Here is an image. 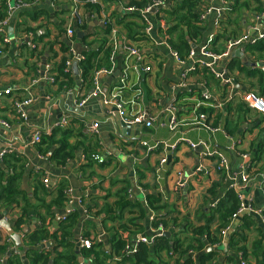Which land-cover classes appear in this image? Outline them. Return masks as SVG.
<instances>
[{"label": "crops", "instance_id": "crops-1", "mask_svg": "<svg viewBox=\"0 0 264 264\" xmlns=\"http://www.w3.org/2000/svg\"><path fill=\"white\" fill-rule=\"evenodd\" d=\"M9 1L11 2V0ZM13 1L15 2V0ZM131 1L133 0H103L99 17L94 14L93 21L91 20L88 23V28L101 27L94 23H97L98 20L100 22L104 17L110 19L114 12H125L128 6H132ZM134 1L139 2L140 0ZM180 1L182 0H168L167 6L171 2L179 3ZM229 1L231 2V0ZM147 2L149 4L151 0ZM68 13L69 9L66 6L53 8L47 3L34 5L27 10L15 11L6 29L8 44L4 46L3 55L0 56V90L9 91L11 95L3 94L0 98V121L8 124V128L0 125V151L7 145H11L16 153L20 149L23 152L22 157L27 160L28 166L24 174L22 187L30 191L35 176L38 175L41 182L42 177H44L41 173L44 172L48 174L47 177L50 180V191H52L59 178L64 177L72 189L78 190L83 187L88 190L89 195L93 196L108 193L107 202L112 203L115 193L123 186L121 182L127 180L129 187L132 183L134 184L135 195L143 199L145 195L152 194L160 199L162 209L157 212L162 215L164 221L168 222L171 219H176L178 222H188L194 226H207L213 232L218 225V215L213 212V209L218 201L224 197L225 192L231 188L226 174L216 171L217 161L214 158L205 157V152L206 150L221 152L228 159L229 167L233 172L237 171L238 166L242 164L240 154L247 152L250 154L251 163L252 158L256 161L252 163L253 168L250 170L248 182L240 184L237 192L243 197L246 204L250 203L256 209H264V115H257L251 110L242 122L237 123V114L232 111L229 112L227 107L231 103L234 107L239 101L234 99L225 103L227 94L224 87L210 76L205 79L201 73L202 71L191 75L184 89L176 90L173 86L178 82L179 75L186 66H178L162 49L156 51V57L160 59V62L155 60L150 62L151 72L149 74L139 72V75L131 73L130 81L140 85L144 92V106L156 113L163 122L167 123L169 121L171 113L177 117L178 121L182 122V126L177 131L170 132L167 128L157 125L143 129L129 127L119 122L114 123L110 120L100 119L97 135L88 133L86 127L83 126V130L87 134V137H84L85 139L78 137L69 139L71 145L81 141L83 146H80L75 159L68 161L65 168L53 167L47 160H39L34 149L29 148L33 128L38 129L41 133H49L64 116V113L63 104L61 106V91L55 85H46L37 80L39 75L37 76L36 69L46 62H53L54 59L57 60V65L60 63L62 58L60 45L56 44L55 41L61 40L60 31L63 32L70 23ZM158 17H156L153 36L161 40L164 31L159 23L163 21L165 24L163 19L165 15L162 14ZM251 22L252 16H249L247 10L241 13L235 28L237 35L247 31L252 25ZM139 24L142 26L141 23ZM211 24L212 20L208 18L206 28L202 31V38L199 42H203L210 32H215ZM261 26L264 28V22L261 23ZM166 28L167 25L165 24ZM40 31L45 32L42 35L45 36L42 42H38V38L41 37L38 36ZM122 34L127 38L125 32H122ZM138 34L135 35L137 40H129L146 50V52L149 49V52H152L153 47H150L151 45L148 42L141 41ZM191 45L194 46L195 44L192 42ZM234 57L244 63L246 67L242 73H239L237 69L231 71L229 68L230 73L237 82L235 89L241 93L253 91L261 95L257 76L252 78L247 77L246 74L247 69L264 71V59L255 61L254 57L247 53L242 56L235 53ZM121 60L122 54L119 52L117 63L119 64ZM261 61H263V65L259 66ZM115 82L114 80L111 86ZM204 82L205 84L201 85ZM105 83L104 79L103 85ZM205 90L212 97L215 106L221 103L224 104L223 107L212 109L213 111L205 108L206 114L211 117L210 123L212 126L219 128L221 131L208 132L197 125L191 124L195 99ZM15 97L22 99L35 98L34 103L26 110L29 125L21 124L19 119H16L17 117L12 113L11 104ZM101 111H103L101 101L98 99L91 100L85 109L86 120H84V123L86 122L87 126L90 125L92 118L100 115ZM78 128L79 125L73 123L71 119L66 129L76 130ZM226 130H229L230 133ZM222 131L231 136L234 142L233 145ZM141 142H145L151 147L156 146V149L148 152L145 147L141 146ZM199 142H204L206 148L192 149L188 145V143L197 144ZM96 143L98 144L95 151L97 156L102 157L106 153L112 155L109 157L112 160L110 167L98 170L94 166L97 176L89 182L95 184L100 190L87 188L89 183L81 182L83 179H81L82 174L79 170L80 165L86 164L85 158L81 155L82 148H86L87 151L92 150ZM162 158H165L166 162L159 168V162ZM37 164L40 166H37ZM62 170L66 171L67 175L52 173L53 171L59 172ZM88 173L89 171L86 174ZM115 181L117 182L115 183ZM72 185H75V188ZM131 189L133 188L131 187ZM90 204L92 203L90 202ZM97 204L101 207L103 201L98 200ZM66 209L54 211V218L44 224L38 219H32L23 225L19 232H16L14 228L19 211L14 207H9L0 209V223L4 222L9 226L12 230L11 236H19L21 246L26 252L29 246L24 245L22 236L27 239L32 232L41 229H47L50 233L56 232L59 219ZM254 222L256 226L245 231L249 253L247 260L244 261L245 264H256L255 258L250 253L251 244L258 239L259 232L264 238L263 222L259 218L254 219ZM149 224V220L147 222L146 220L143 221L142 235H149L152 231ZM236 224L237 220L233 222L230 228L232 231L235 229ZM0 228L7 233L3 226ZM80 228L85 232H89L82 225ZM223 244L224 240L217 250L215 264H231L226 262L225 257L232 254L235 263L238 264V258L234 252L229 251L228 243L225 245V252L222 251ZM51 246L43 240L31 248L45 252L49 251ZM15 247L17 253L22 255L23 253L18 250L16 245ZM23 264H27V262L24 261Z\"/></svg>", "mask_w": 264, "mask_h": 264}, {"label": "trees", "instance_id": "trees-1", "mask_svg": "<svg viewBox=\"0 0 264 264\" xmlns=\"http://www.w3.org/2000/svg\"><path fill=\"white\" fill-rule=\"evenodd\" d=\"M148 0H140L139 2L131 1L130 4L136 8H144ZM231 10L221 22L220 30L214 36L212 43V51L219 53L221 45L227 37L238 36L235 28L241 13L250 9V3L255 7L252 10H261V0H231ZM250 2V3H249ZM199 0H182L179 3L171 2L168 6L162 7L158 12L165 15L163 18L167 28L165 34L170 37V45L175 49L181 57H186L190 51L191 43L199 44L202 38V31L206 28V23L199 21L198 13ZM86 12L91 16L96 14L99 17L101 7L99 5H85ZM8 0H0V20L7 17ZM232 16V19H231ZM139 16L133 13H117L108 19L106 27L96 26L88 28L89 25L76 29L82 30L85 36L77 39V34L73 36L72 41L75 42L77 51L81 53L82 59L77 63L79 79L81 80V88L86 90L91 87V82L96 71L100 69H110V55L112 48L110 46L109 37L113 27L119 28V31L125 32L127 39L137 40L136 34L141 31L142 26L139 24ZM62 31H60L61 34ZM121 32V33H122ZM229 34V35H228ZM140 33L138 34V36ZM135 36V38H134ZM45 36L38 38V42H42ZM60 45V53L62 55L69 51L68 45L60 40L55 41ZM86 47V49H84ZM245 53L254 57L255 61L264 59V41H260L253 46H246ZM116 62V56H114ZM66 57L61 58L57 65L58 76L61 83L58 89L70 87L74 85L73 73L66 70ZM117 65V62H116ZM229 68L231 71L236 70L242 73L246 67L236 57L230 61ZM247 77L255 78L260 85L259 93L264 94V71L258 69H247ZM206 79L205 71L201 72ZM192 75V74H191ZM211 78H213L210 75ZM263 84V85H262ZM233 103L228 105V111L237 114V123L244 120L247 113L251 110L242 103H237L234 107ZM206 112V109H201ZM72 122L79 125L76 130L54 129L49 135L42 133L40 141L33 146L35 153L39 156L47 157V162L53 167L65 168L68 161L75 159L80 146L83 143L77 142L74 145L69 143L71 137L83 138L87 137L83 130V121L74 117ZM230 133L229 130H226ZM98 144L92 150L87 151L82 148V156L86 160L85 165H80L81 182H88L87 188L99 189L95 184H90V180L97 176L94 166L98 170H104L110 167L111 161L109 157L101 164H97L93 160L96 155L95 151ZM253 161L256 159L252 158ZM27 160L22 156H5L0 164V209L14 207L19 211V216L15 224L14 230L19 232L21 227L32 219H38L41 223H45L54 218V211L62 210L66 207L68 196L66 190L70 188L68 181L60 177L53 186L52 191H47L40 182V177L35 176L31 190L28 191L22 187L24 174L27 169ZM87 171H89L88 174ZM117 181H115L116 183ZM113 183V184H115ZM123 185L114 196L112 203L107 202L108 193L103 195H89V202L92 208L89 214L99 218L102 228L108 235L107 242L109 254L105 252L102 242H96L92 239V245L88 249H78L74 242V231L80 221V212L78 207L59 221L58 229L54 233H50L47 229H41L32 232L28 238H23L24 245H28V250L22 255L19 253H10L6 246L0 247V255L4 256L0 264H79L78 258H82L87 264H213L217 253L215 251L203 252L207 244L221 243V232L228 228L232 223V216L236 214L239 207L237 193L233 190H227L223 198H221L213 212L218 215V225L211 232L207 226H194L188 222H178L176 219L156 222L151 221L149 227L157 228L158 224H162L166 231L172 233L170 238L163 236L157 237L155 246L149 248L140 244L138 251L133 257H126L125 250L132 245V240L137 234L143 233V221L147 222V215L162 209L161 201L152 194L145 195L144 198L133 195V199H128L129 182L122 181ZM85 191L80 187L78 194ZM98 200H102L103 204L99 207ZM264 217V212H263ZM157 218V217H156ZM109 223V224H108ZM108 224V227L107 225ZM88 231L95 230V224L91 221H85L82 225ZM256 223L251 215L244 214L241 216L239 223L235 225V229L228 237V249L230 252L242 254V261L247 260L249 255L247 251V237L245 231L254 228ZM177 230V231H176ZM86 238L90 236L89 232H85ZM90 239V238H88ZM50 241L52 246L49 251L34 250L31 247L38 245L41 241ZM201 253L197 260L187 257L188 251ZM77 252V253H76ZM250 253L255 258L256 264H264V238L259 232L258 239L251 244ZM232 255H226V262L236 264Z\"/></svg>", "mask_w": 264, "mask_h": 264}, {"label": "built area", "instance_id": "built-area-1", "mask_svg": "<svg viewBox=\"0 0 264 264\" xmlns=\"http://www.w3.org/2000/svg\"><path fill=\"white\" fill-rule=\"evenodd\" d=\"M103 0H15L12 3L8 0V10L7 17L4 20H0V56L3 55V49L6 44H8V35H7V27L12 14L15 11L27 10L28 8L47 3L49 6L56 8L58 6H66L69 9V19L70 23L61 33V40L64 41L69 48V51L64 54L66 61V72L71 71V66L73 62L77 63L82 59L81 53H79L75 47V42L72 41L73 36L77 34V32L82 30H76L88 25V23L93 19V16L86 12L84 7L85 5H99L101 6ZM112 1V0H111ZM168 2V0H151V3L144 8H136L135 6H128L125 10L126 13H133L139 16V21L142 24V28L140 31V35L138 36L141 41L148 42L150 47H153V51L146 52V50L138 47L134 44V42L128 40L116 27H113L111 30V34L109 37V44L112 48L110 55V69H100L95 72L94 77L91 82V87L89 89L81 88V80L78 78V88L76 89L75 77L74 85L70 87H63L60 92L61 94V106L63 104V113L64 116L57 122L52 130L54 129H65L67 128L69 121L74 117H77L83 121L84 127H86L88 133L92 135H97L98 128L100 125V119H104V121L110 120L111 122H119L124 126L129 127H140V128H152L154 126H159L162 128H167L170 132H175L177 129L182 126V122L177 120V117L171 113L169 121L163 122V120L154 113L151 109H147L144 106V92L138 83H134L130 81V74L134 73L139 75V72H143L149 74L151 72L150 62L151 60H155L160 62V59L156 57L157 49L164 50L170 57L173 59L178 66H186L179 75L178 82L173 86L176 90L184 89L187 85L189 77L195 75L199 71H205L207 75H211L215 81H218L226 90L227 98L226 102H231L234 99L238 100L240 103L247 106L250 110H252L257 115H264V96L259 95L253 91H245L244 93L238 92L235 89L236 80L235 77L229 71V64L231 59L234 57V54L243 55L245 53L246 46H253L260 41H264V28L261 26V23L264 22V0L261 2V10L255 12L252 15V25L251 27L242 33L241 35L235 37H226L223 45L221 47V51L216 53L212 51V43L214 40V36L220 30L221 22L225 19L226 15L231 10V3L229 0H199L198 4V13H199V21L201 23L207 22L208 18H211L212 29L215 32H210L208 36L205 37L203 42L190 47V51L186 55V57H181L178 52L173 49L169 43L170 37L165 34V24L164 22H160L159 26L163 29L164 34L163 38L156 39L153 36V32L156 27V17L161 16L162 14L158 11L164 7L163 4ZM155 17V19H154ZM158 19H160L158 17ZM93 21V20H92ZM108 22L107 18H103L100 22L97 23L101 27H106ZM45 32L40 31L38 36L44 35ZM199 45V46H198ZM198 46V47H197ZM197 47V48H196ZM34 48V46H32ZM75 49V50H74ZM86 49V47L84 48ZM121 52L122 60L120 63L116 65L117 55ZM64 55L61 54V57ZM114 56H116V62L114 60ZM57 60L54 59L53 62H46L43 65H39V68L36 69L38 79L42 83L50 86H57L61 83V78L58 76L57 72ZM263 65V61L259 63V66ZM118 69V75L115 77V84L113 86H109L106 90V93L103 94V80L113 74L115 70ZM78 71V70H77ZM79 76V72H78ZM40 77V78H39ZM36 80V79H35ZM201 83V85H204ZM3 94L11 95L9 91H1L0 90V98ZM98 99L101 101L102 109L100 115L92 118L91 124L86 125L84 120H86L85 112L82 114H76L74 110L84 109L87 104L93 100ZM35 101L34 97L29 98H18L15 97L12 100V113L19 119L21 124L29 125L27 121L26 110L30 107ZM224 104H213L212 97L208 94V91L205 90L197 96L195 99V103L193 105V117L192 123L193 125H197L200 128L208 131V132H218L221 131L219 128H215L210 123L211 117L206 114V112H201V109L208 108L211 111L212 109H217L223 107ZM71 117V118H70ZM0 125L8 128V124L4 121H0ZM223 132V131H222ZM41 132L38 129L33 128L32 139L29 144V148L33 149V146L40 141ZM47 135L50 134L46 133ZM225 137L229 139L231 145L234 144L231 136L227 133L223 132ZM190 148L196 149L199 147L206 148L204 142H199L197 144L188 143ZM141 146L145 147L148 152H152L156 149V146H149L145 142H141ZM233 148V147H232ZM201 149V148H200ZM23 152L18 150V153L14 151L11 145H7L4 149L0 151V164L5 156L14 155V156H22ZM36 154V153H35ZM37 155V154H36ZM109 153L105 154V156H93V160L96 161L97 164H101L105 161V158L111 157ZM205 157L214 158L217 161L216 171L224 172L229 180V185L231 190L237 193V199L239 201V207L236 214L232 216V223L228 228L221 232L222 241H226L228 243V237L232 231L230 228L237 217L242 213L246 212V214L251 215L253 219L259 218L263 222L264 227V217L263 212L264 209H256L250 203H245L243 197L237 192L240 184H245L248 182L252 163L250 154L245 152L240 154L242 158V164L238 166L237 171H231L228 163V159L221 153L217 151H208L205 152ZM39 160H47V157L37 155ZM166 162L165 158H162L159 162V168ZM40 169L39 167H34ZM43 170V169H42ZM44 177L41 179V183L47 191H50V180L47 177V173L42 172ZM79 193L78 190L68 188L66 190V194L68 196V202L65 208H67L63 214V216L59 219L62 221L66 218L67 215L74 208L78 207V211L80 212V221L78 224L83 225L85 221H91L95 224V230L89 231L90 236L86 238L85 231L81 228L79 229L77 242L79 244L78 249H88L92 245V239L96 242H102L105 247V253L109 254V247L107 238L108 235L105 230L102 228L100 224L99 218L92 216L88 213L87 210L92 208V204L89 202V193L88 190ZM134 190L130 188L128 191V199L131 201L133 199ZM19 213V212H18ZM18 215V214H17ZM157 217V218H156ZM149 222L155 220L156 222H160L163 220L162 215L158 212H153L147 218ZM164 221V220H163ZM1 227V226H0ZM81 227V226H80ZM166 232L165 228L162 224H158L157 228L152 229L149 235L137 234L136 237L132 240V245L128 246L125 250L126 257H133L137 251L138 246L140 244L146 245L149 248H153L155 246V240L157 237L162 236V233ZM23 239V236H22ZM221 243L215 244H207L204 248L206 252L207 249L211 251H215L221 247ZM50 245L52 244L51 240L46 241ZM0 244L2 247L6 246V249L10 253H17L16 247L13 242V238L11 234L8 232H4L0 228ZM203 251V252H204ZM227 251V248H226ZM201 253H197L195 251H188L187 257L192 258V260H197L198 256ZM238 258V264H245L242 261V254L240 252L235 253ZM236 258V259H237ZM4 256L0 255V260L3 261ZM82 259V258H80ZM216 260V258H215ZM215 260L212 262L215 264ZM86 262L82 259V262L79 264H85ZM116 263L115 261H110L109 264Z\"/></svg>", "mask_w": 264, "mask_h": 264}, {"label": "water", "instance_id": "water-1", "mask_svg": "<svg viewBox=\"0 0 264 264\" xmlns=\"http://www.w3.org/2000/svg\"><path fill=\"white\" fill-rule=\"evenodd\" d=\"M167 3L168 2H165L164 4H163V6H166L167 5ZM77 39H82L84 36H85V33L84 32H81V31H79V32H77ZM76 47V46H75ZM76 49H77V47H76ZM78 52H79V49H78ZM71 70H72V73H73V75H74V77H75V83H76V89L78 88V84H79V82H78V71H77V65H76V62H73V64H72V66H71ZM118 75V69L117 70H115L114 72H113V74L111 75V76H109V77H107L106 78V83L104 84V88H103V94H105L106 93V90L109 88V86L112 84V82L114 81V79H115V77ZM85 109H86V107L84 108V109H80V110H74V112L76 113V114H82L83 112H85ZM34 163V162H33ZM37 166H40L39 164H37ZM53 174H59V175H67V172L66 171H59V172H57V171H53L52 172ZM71 179H72V177H70ZM131 179H132V175H131ZM73 186V188H75V185H72ZM131 187L133 188V190L135 189V186H134V184L132 183L131 184ZM244 214H246V212H242L238 217H237V224L239 223V220H240V218H241V216L242 215H244ZM149 217V214L147 215V218ZM0 226H3L5 229H6V231L9 233V234H12V230L9 228V226L7 225V224H5L4 222H1L0 223ZM80 226H81V224H78V226L76 227V229H75V231H74V242H75V244H76V248H77V250H78V247H79V244H78V242H77V238H78V233H79V229H80ZM177 231V230H176ZM230 233H232V232H230ZM171 235H172V233L171 232H169V231H166V232H163L162 233V236L163 237H166V238H170L171 237ZM13 237V240H14V242H15V245L17 246V248H18V250L21 252V253H24L25 252V249L24 248H22V246H21V241H20V238H19V236H17V235H13L12 236ZM226 241H224V244H223V246H222V251L223 252H225V245H226ZM221 250V249H220ZM209 251H211L210 249H207L206 250V252H209ZM77 253V252H76ZM78 262H82V259H80V258H78ZM87 264H90V263H87Z\"/></svg>", "mask_w": 264, "mask_h": 264}, {"label": "rangeland", "instance_id": "rangeland-1", "mask_svg": "<svg viewBox=\"0 0 264 264\" xmlns=\"http://www.w3.org/2000/svg\"><path fill=\"white\" fill-rule=\"evenodd\" d=\"M241 1H243V0H241ZM245 1V0H244ZM11 2H13V0H11ZM250 3V2H249ZM255 7V5L254 4H252V3H250V9H247V11H248V13H249V16H252L254 13H255V10H252L253 8ZM109 224V223H108ZM108 224H106V225H108ZM215 262H216V260H215Z\"/></svg>", "mask_w": 264, "mask_h": 264}]
</instances>
